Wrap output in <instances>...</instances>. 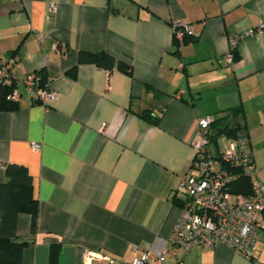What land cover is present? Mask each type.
<instances>
[{
    "label": "crops",
    "instance_id": "0c3cea01",
    "mask_svg": "<svg viewBox=\"0 0 264 264\" xmlns=\"http://www.w3.org/2000/svg\"><path fill=\"white\" fill-rule=\"evenodd\" d=\"M175 23L191 26L177 45ZM261 24L264 0H0V57H18V80L44 72L56 94L44 105L18 83L17 109L0 111V183L8 164L26 167L38 206L33 233L29 215L17 219L23 264H48L52 244L58 264H132L167 248L200 117L240 109L264 186ZM81 52L130 70L78 64ZM148 109L157 124L140 118ZM162 264H264V230L250 260L193 247Z\"/></svg>",
    "mask_w": 264,
    "mask_h": 264
},
{
    "label": "built area",
    "instance_id": "2783aa9c",
    "mask_svg": "<svg viewBox=\"0 0 264 264\" xmlns=\"http://www.w3.org/2000/svg\"><path fill=\"white\" fill-rule=\"evenodd\" d=\"M172 27L175 40L191 33V26L185 23H175ZM259 28L262 30L264 25ZM232 57V54L228 55V63L232 62ZM18 61L16 55L6 59L0 57V85L11 88L7 99L18 101L17 84L20 83L34 102L45 105L54 101L56 94L50 90L48 82L40 87L36 73L22 80L16 78ZM213 123L211 115L196 119V131L190 140L194 157L188 171L180 178L175 193L181 200L180 214L168 247L144 252L132 264H162L165 259L174 257L178 250L187 251L193 247H222L246 260L252 258L257 234L264 230V186L257 180L246 132L241 130L235 138H222L214 145L208 136ZM32 146L41 148L36 144ZM242 176L250 183L251 193L247 196L230 191L231 185ZM94 258V254L85 255L86 261Z\"/></svg>",
    "mask_w": 264,
    "mask_h": 264
},
{
    "label": "trees",
    "instance_id": "16d2710c",
    "mask_svg": "<svg viewBox=\"0 0 264 264\" xmlns=\"http://www.w3.org/2000/svg\"><path fill=\"white\" fill-rule=\"evenodd\" d=\"M173 42L174 45L179 43L175 39H173ZM232 55V61H236L238 55L235 54V51L232 52ZM77 62L78 64H93L107 71H111L115 67L125 73L130 70V65L118 64L111 55L104 52H81L78 54ZM74 70L75 68L71 73H74ZM36 74L39 77L38 73ZM40 74V87L43 88L48 81V76L44 72H40ZM10 89L9 87L0 85V111L10 112L17 109V103L7 99L11 93ZM240 113L241 111L238 108L227 110L220 118L213 116L214 123L208 131L211 144L216 145L222 138L233 139L237 136L238 132L241 130L245 131V127L242 124L235 123L234 121V118ZM139 116L149 123L157 124L159 121V118L149 109L142 111ZM4 176L5 181L0 183V264H23L22 249L26 243L19 241L17 237V219L20 214L29 215L31 219V232L33 233L35 231L38 210L37 200L33 196L32 178L26 167L8 164L5 167ZM230 191L234 194L249 195L251 193L249 180L242 176L239 181L231 185ZM172 202L180 208L181 200L176 195H173ZM59 251L60 244H52L50 246L48 264H58L57 257Z\"/></svg>",
    "mask_w": 264,
    "mask_h": 264
},
{
    "label": "rangeland",
    "instance_id": "374dc122",
    "mask_svg": "<svg viewBox=\"0 0 264 264\" xmlns=\"http://www.w3.org/2000/svg\"><path fill=\"white\" fill-rule=\"evenodd\" d=\"M222 142V141H221Z\"/></svg>",
    "mask_w": 264,
    "mask_h": 264
}]
</instances>
